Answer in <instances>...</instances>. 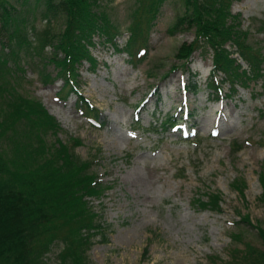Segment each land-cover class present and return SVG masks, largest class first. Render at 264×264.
<instances>
[{
  "label": "rangeland",
  "instance_id": "rangeland-1",
  "mask_svg": "<svg viewBox=\"0 0 264 264\" xmlns=\"http://www.w3.org/2000/svg\"><path fill=\"white\" fill-rule=\"evenodd\" d=\"M100 2L119 26L117 41L124 47L140 1ZM184 8L183 0H165L149 35L147 56L136 65L127 52L96 36V67L85 61L78 80L80 90L102 110L100 127L91 124L79 108L76 93L64 96L61 78L44 83L34 68L37 62L55 75L56 63L36 53V61L22 54L25 70L16 72L20 80L16 87L39 99L56 116L61 124L58 138L91 160V168L109 184L101 196L90 198L108 226L105 235L97 232L91 238L90 264H217L215 257L230 260L234 246L261 243L256 223L264 224V206L259 201L264 80L239 85L229 95L225 82L222 93L214 95L208 84L211 49L200 48L188 63H182L176 53L183 42L195 38V28L167 32ZM231 10L241 15L251 39L264 46V35L258 29L264 18V0H232ZM64 21L58 18L51 30L62 31ZM35 23L40 29L48 27L41 15ZM51 50L50 45L46 47ZM175 65L179 67L173 70ZM193 83L198 90L192 88ZM173 114L179 126L166 129L159 125ZM55 138L48 135L47 141ZM74 138H81V144L74 145ZM238 176L246 179L244 197L232 185ZM217 189L223 193V210L201 209L194 203L196 194L203 193L206 199L207 191ZM240 211L249 212L252 223L242 222ZM238 229L243 238L236 242L231 235ZM63 246V240H56L43 264H60Z\"/></svg>",
  "mask_w": 264,
  "mask_h": 264
},
{
  "label": "trees",
  "instance_id": "trees-1",
  "mask_svg": "<svg viewBox=\"0 0 264 264\" xmlns=\"http://www.w3.org/2000/svg\"><path fill=\"white\" fill-rule=\"evenodd\" d=\"M139 1L127 42L120 47L119 26L100 0H0V264H43L58 239L64 241L60 264H90L87 250L91 238L97 232L105 235L108 228L90 198L101 196L109 184L91 168V160L81 157L73 145L58 138L60 122L39 99L19 91L16 72L25 70L21 62L23 52L34 61L36 53L42 60L56 63L55 75L37 62L34 68L44 83L61 78L64 96L76 93L79 108L91 124L102 126V110L80 90L79 70L85 61L96 67L93 47L97 35L127 52L134 65L146 58L149 35L165 0H149L147 4ZM183 3L184 12L176 16L167 32L175 34L195 28V38L183 42L176 53L182 63H188L200 48L211 49L213 66L208 84L214 95L222 93L225 82L229 83L230 91L225 93L229 95L239 85L264 80V46L251 39V31L243 26L241 15L231 10L232 0ZM141 11L145 14L140 19ZM39 15L46 20L47 28L36 25ZM60 17L65 18L64 29L53 32L50 26ZM258 29L264 35V18ZM49 45L51 52L46 51ZM232 46H236L235 50ZM178 67L173 66V70ZM191 86L198 90L197 83ZM140 106L135 112L137 120ZM159 125L166 129L178 126V117H165ZM48 135H54L55 140L48 142ZM81 142V138L73 140L74 145ZM234 149L239 151L241 147L235 143ZM259 178V201L264 206V164ZM232 185L245 196L244 177H236ZM206 195L205 199L203 193L196 194L194 203L201 209L223 210L221 190L207 191ZM239 215L242 222L252 223L249 212L240 211ZM256 228L260 244L246 242L242 248L234 246L230 260L215 257L214 262L264 264V224L257 222ZM242 234L238 229L231 236L238 242Z\"/></svg>",
  "mask_w": 264,
  "mask_h": 264
}]
</instances>
